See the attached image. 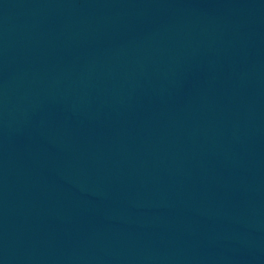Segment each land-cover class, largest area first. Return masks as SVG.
<instances>
[{
	"label": "water",
	"instance_id": "1",
	"mask_svg": "<svg viewBox=\"0 0 264 264\" xmlns=\"http://www.w3.org/2000/svg\"><path fill=\"white\" fill-rule=\"evenodd\" d=\"M0 264H264V0H0Z\"/></svg>",
	"mask_w": 264,
	"mask_h": 264
}]
</instances>
